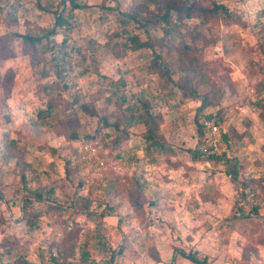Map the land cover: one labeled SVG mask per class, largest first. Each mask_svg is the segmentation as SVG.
Instances as JSON below:
<instances>
[{
	"label": "rangeland",
	"instance_id": "374dc122",
	"mask_svg": "<svg viewBox=\"0 0 264 264\" xmlns=\"http://www.w3.org/2000/svg\"><path fill=\"white\" fill-rule=\"evenodd\" d=\"M153 1L0 0V264H199L181 251L264 264V0H201L226 9L131 50L129 33L149 34L125 13ZM61 11L68 24L44 37ZM180 43L206 75L199 97L181 88ZM160 55L171 79L152 68ZM145 104L157 141L128 122ZM84 135H102L100 165L77 166Z\"/></svg>",
	"mask_w": 264,
	"mask_h": 264
},
{
	"label": "trees",
	"instance_id": "16d2710c",
	"mask_svg": "<svg viewBox=\"0 0 264 264\" xmlns=\"http://www.w3.org/2000/svg\"><path fill=\"white\" fill-rule=\"evenodd\" d=\"M117 5L120 0H112ZM154 8H151L149 2L137 3L134 7L131 8L130 11L125 13L127 20H130L132 23H135L139 26L142 31L149 34V37L146 39H142L138 34H128V38L125 41L126 46L131 50H140L141 48H151L154 49L156 42H159L160 39H153L150 36V29H163L165 33L170 32L171 29H178L181 25L185 24L191 18H199L202 21H205L209 17L217 16L221 11L226 9L222 4L214 2L212 5H204L201 0H155ZM84 5H80L74 1H72V10L78 7H82ZM106 7V6H104ZM56 24L55 26L44 35V37H48L50 34H56L58 32L57 27L66 26L68 24V20L65 14L61 12H56ZM200 29H195V32H190V35L195 38V41L198 40L201 36ZM23 40L30 44L40 43L43 36H33L29 34H22ZM176 52H178V67L181 72L180 76V84L185 95H191L194 97H199L200 93L198 91V86L202 84H206L205 73L203 72L202 66L199 64V60L196 58L194 54L190 51L192 47L187 45L186 43L178 44L173 47ZM158 58L162 59L163 57L157 56V58L153 59L152 68L158 71L161 75L168 76L169 75V67H164L162 62L158 60ZM57 64V63H55ZM56 69V73L63 81V87L67 88V83L63 80L62 70ZM9 77V75H8ZM7 77V78H8ZM210 95V93H209ZM55 98H51L48 101V107L46 109H42L39 111L40 116H45L50 114V108L54 106ZM75 102L79 103L80 107L85 111L89 110V103L81 101L80 96L77 95L75 97ZM125 102V100H123ZM206 101V96H203V102ZM204 105V104H203ZM211 117V115L209 116ZM72 123L73 132L77 134L76 128L79 127V121L73 122L74 119H77L76 116L68 118ZM106 121V117H103ZM205 119V118H204ZM162 120V117L158 113H153L148 105L145 104L144 112H139L137 114H132L128 117V122L130 124L135 122H143L146 126V131L144 133L146 141H157L158 138V124L159 121ZM202 122L203 119L198 123V130L200 134H203L202 130ZM108 124V122H107ZM118 127V125L116 124ZM77 136V135H76ZM91 135L80 136L79 138H86ZM11 144H14V141H11ZM8 147L11 148L12 145L8 144ZM194 153L198 156H201L202 151L194 149ZM211 160H218L214 155H208ZM77 166L86 165L82 162H77ZM236 169H234V173H236ZM181 254L184 257H187L191 261L199 264H210L207 257H199L195 252H185L181 251Z\"/></svg>",
	"mask_w": 264,
	"mask_h": 264
},
{
	"label": "built area",
	"instance_id": "2783aa9c",
	"mask_svg": "<svg viewBox=\"0 0 264 264\" xmlns=\"http://www.w3.org/2000/svg\"><path fill=\"white\" fill-rule=\"evenodd\" d=\"M202 126L213 135L211 141L213 145H216L218 138L215 135H217L220 130L218 122L205 118L202 122ZM102 139V135H91L86 138H79L76 141V156L78 160L89 167L103 163L106 156L104 157L101 155L103 150Z\"/></svg>",
	"mask_w": 264,
	"mask_h": 264
}]
</instances>
